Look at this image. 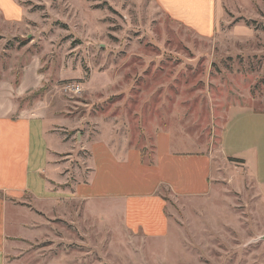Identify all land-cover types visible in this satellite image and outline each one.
I'll return each mask as SVG.
<instances>
[{
  "label": "rangeland",
  "instance_id": "rangeland-1",
  "mask_svg": "<svg viewBox=\"0 0 264 264\" xmlns=\"http://www.w3.org/2000/svg\"><path fill=\"white\" fill-rule=\"evenodd\" d=\"M219 2L216 21L209 0H0V107L15 106L12 118L44 115L69 148L57 159L70 188L92 171L89 146L101 138L126 142L147 164L161 133L176 149L218 154L233 107L264 114V0ZM244 125L250 140L264 129ZM225 163L206 196L164 189L134 203L129 218L118 202L82 217L74 205L71 218L44 223L28 262L264 264L256 184ZM109 179L98 189L144 192L136 174L132 187Z\"/></svg>",
  "mask_w": 264,
  "mask_h": 264
},
{
  "label": "crops",
  "instance_id": "crops-1",
  "mask_svg": "<svg viewBox=\"0 0 264 264\" xmlns=\"http://www.w3.org/2000/svg\"><path fill=\"white\" fill-rule=\"evenodd\" d=\"M209 1L207 15L217 21L223 5L219 0ZM9 110H15V106L0 107V264H30L27 247L45 237L44 223L51 218H71L74 205L82 217L88 216L89 206L95 205L99 211L102 204L118 202L129 218L134 203L156 199L164 189L174 198L206 196L216 185V177L224 175L225 161L230 158L242 161L232 162L246 168L264 206V129L259 125L255 134L259 138L250 140L244 125L245 120L263 123L264 114L251 107L230 110L218 154L213 150L201 153L176 149L172 139L161 133L155 141L154 163L147 164L141 152L126 146V142L113 145L101 138L89 146L91 161L87 168L92 171L72 188L67 186L65 165L57 159L69 148L52 132L44 115L29 110L27 115L12 118L6 114ZM219 154L223 167L216 160ZM135 174L142 177L143 193L124 190L122 185L111 188L116 190L98 189H103L109 178L122 176L130 182ZM239 182L244 189L243 178ZM134 184L131 181L128 186Z\"/></svg>",
  "mask_w": 264,
  "mask_h": 264
},
{
  "label": "trees",
  "instance_id": "trees-1",
  "mask_svg": "<svg viewBox=\"0 0 264 264\" xmlns=\"http://www.w3.org/2000/svg\"><path fill=\"white\" fill-rule=\"evenodd\" d=\"M231 161H236V162H242L241 160L239 159H233V158H230Z\"/></svg>",
  "mask_w": 264,
  "mask_h": 264
}]
</instances>
